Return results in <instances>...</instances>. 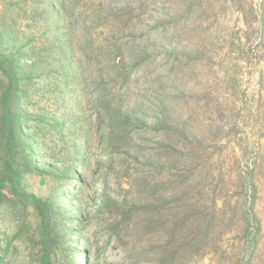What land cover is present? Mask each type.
I'll return each instance as SVG.
<instances>
[{"label":"trees","instance_id":"trees-1","mask_svg":"<svg viewBox=\"0 0 264 264\" xmlns=\"http://www.w3.org/2000/svg\"><path fill=\"white\" fill-rule=\"evenodd\" d=\"M179 9L177 0H0V205L11 194L33 207L40 224V264H52L60 238L73 234L63 220L53 222L47 202L24 191L27 176L48 175L35 150L32 127L39 129L40 119L31 125L28 107L36 77L46 72L76 84L91 101L101 158L107 156L130 179L134 232H166L172 240L165 248L167 264H185L213 251L219 234L232 230L237 219L245 237H252L251 229L255 234L242 249L250 253L232 264L251 263L261 230L253 197L228 210L205 185L209 179L219 185L224 178L217 152L225 134L221 121L233 118L210 96L204 107L212 118L203 120V107L195 105L199 93L170 60L185 33ZM189 15L187 8L183 16ZM189 51L198 55L202 49ZM155 174L158 184L147 193L146 182ZM155 194L158 202H169L159 226L143 220L145 195ZM10 245L0 253V264L16 253Z\"/></svg>","mask_w":264,"mask_h":264},{"label":"rangeland","instance_id":"rangeland-1","mask_svg":"<svg viewBox=\"0 0 264 264\" xmlns=\"http://www.w3.org/2000/svg\"><path fill=\"white\" fill-rule=\"evenodd\" d=\"M177 1V18L185 33L170 60L181 67L187 86L199 93L195 105L203 107L199 111L203 120L212 118L204 107L210 96L218 97L224 116L233 118L230 123L221 121L225 134L217 152L224 178L219 185L212 179L205 185L217 195L219 205L226 202L228 210L253 197L252 210L261 221V230L250 264H264V0ZM190 49L202 52L194 55ZM165 62L162 58L163 67ZM191 63L194 70L189 69ZM50 73L36 77L28 104L31 125L40 119L36 121L39 129L32 127L36 128L35 150L48 175L27 176L24 191L50 205L53 222L63 220L73 230L69 239L60 238L52 264H167L170 257L165 248L172 240L166 232H134L129 178L119 174L122 167L111 164L107 156L101 158L91 101L83 98L76 84L67 85L62 75ZM158 177L155 174L146 182L147 193L156 188ZM8 198L0 205V253L10 243L16 253L7 255V264H40L37 214L18 196L9 194ZM143 207L144 223L159 226L169 202H158L156 194L155 198L145 195ZM234 222L232 230L219 234L213 251L185 264L242 261L250 253L242 249L255 232L251 229L252 237H245L242 224L238 219Z\"/></svg>","mask_w":264,"mask_h":264}]
</instances>
